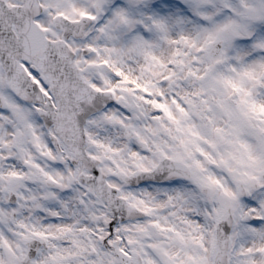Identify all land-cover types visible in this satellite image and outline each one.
I'll use <instances>...</instances> for the list:
<instances>
[{
  "label": "snow or ice",
  "instance_id": "snow-or-ice-1",
  "mask_svg": "<svg viewBox=\"0 0 264 264\" xmlns=\"http://www.w3.org/2000/svg\"><path fill=\"white\" fill-rule=\"evenodd\" d=\"M0 264H264V0H0Z\"/></svg>",
  "mask_w": 264,
  "mask_h": 264
}]
</instances>
